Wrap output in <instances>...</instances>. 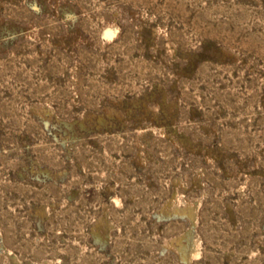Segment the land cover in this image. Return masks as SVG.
I'll list each match as a JSON object with an SVG mask.
<instances>
[{"label":"rangeland","instance_id":"1","mask_svg":"<svg viewBox=\"0 0 264 264\" xmlns=\"http://www.w3.org/2000/svg\"><path fill=\"white\" fill-rule=\"evenodd\" d=\"M178 248L264 264V0H0V264Z\"/></svg>","mask_w":264,"mask_h":264},{"label":"bare ground","instance_id":"2","mask_svg":"<svg viewBox=\"0 0 264 264\" xmlns=\"http://www.w3.org/2000/svg\"><path fill=\"white\" fill-rule=\"evenodd\" d=\"M170 244H176V245H181L182 240L181 239H176V240H171ZM177 252L179 254V259L182 264H189V254L186 248H178Z\"/></svg>","mask_w":264,"mask_h":264}]
</instances>
